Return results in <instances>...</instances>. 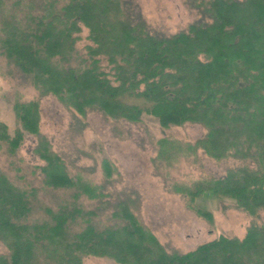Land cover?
Returning <instances> with one entry per match:
<instances>
[{"label": "trees", "instance_id": "trees-1", "mask_svg": "<svg viewBox=\"0 0 264 264\" xmlns=\"http://www.w3.org/2000/svg\"><path fill=\"white\" fill-rule=\"evenodd\" d=\"M201 18L176 33L152 32L124 8L123 0H0V53L39 92L52 94L82 116L96 110L112 119L139 122L150 115L164 128L198 124L204 133L186 150L204 151L238 165L177 191L199 216L203 197L230 199L252 215L264 211V0H194ZM89 30L83 53L80 33ZM104 61L107 63L104 64ZM38 100L16 101L11 135L0 120L3 143L15 155L26 135L45 161V182L72 191L54 209L37 188L19 185L0 168V239L9 253L0 264H81L88 255L123 264H264V224L253 222L243 237H218L186 252H169L131 210L113 206L96 185L69 175L40 131ZM158 158L181 147L159 139ZM111 162L104 159L110 175ZM98 199L89 209L80 198Z\"/></svg>", "mask_w": 264, "mask_h": 264}, {"label": "rangeland", "instance_id": "rangeland-1", "mask_svg": "<svg viewBox=\"0 0 264 264\" xmlns=\"http://www.w3.org/2000/svg\"><path fill=\"white\" fill-rule=\"evenodd\" d=\"M124 8L136 20L144 21L152 32L170 35L197 21L202 14L194 0H123ZM198 0L197 3H199ZM78 48L87 52L91 44L89 30L83 27ZM107 62L104 61V64ZM38 100L40 131L64 163L69 175L96 185L102 199L113 206L99 209L98 218L108 222L106 214L119 207L122 200L131 202V210L139 221L152 231L169 252H186L219 235L243 237L255 222L264 224V211L252 215L238 208L235 201L203 197L199 206L210 210L212 220L199 216L187 206L186 198L177 191L178 185H189L206 177L225 174L228 167L238 165L234 158L216 160L204 151L186 150V142L205 131L198 124L164 128L157 118L144 115L139 122L112 119L96 110L85 116L68 109L54 95L39 96L31 81L0 53V120L8 124L12 135L16 127L13 105L16 101ZM164 138L181 148L168 160L158 158L159 139ZM38 139L26 135L15 155L0 148V168L22 186L37 188L44 205L56 209L72 191L54 188L45 182L42 167L45 161L34 152ZM110 160L111 174L104 169V159ZM89 208H98V199L80 198ZM9 253L0 239V254ZM52 264V263H50ZM81 264H123L108 256L88 255Z\"/></svg>", "mask_w": 264, "mask_h": 264}]
</instances>
